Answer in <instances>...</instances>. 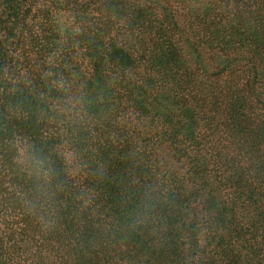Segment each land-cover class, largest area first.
Here are the masks:
<instances>
[{
  "label": "trees",
  "instance_id": "16d2710c",
  "mask_svg": "<svg viewBox=\"0 0 264 264\" xmlns=\"http://www.w3.org/2000/svg\"><path fill=\"white\" fill-rule=\"evenodd\" d=\"M0 264H264V0H0Z\"/></svg>",
  "mask_w": 264,
  "mask_h": 264
}]
</instances>
